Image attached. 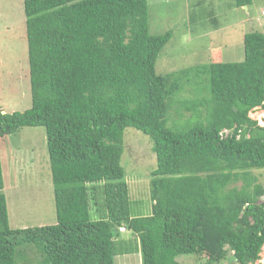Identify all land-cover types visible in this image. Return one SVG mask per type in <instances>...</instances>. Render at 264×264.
Masks as SVG:
<instances>
[{
    "label": "trees",
    "instance_id": "obj_1",
    "mask_svg": "<svg viewBox=\"0 0 264 264\" xmlns=\"http://www.w3.org/2000/svg\"><path fill=\"white\" fill-rule=\"evenodd\" d=\"M24 11L32 103L0 106V140L45 127L57 221L11 227L0 150V264H19L24 244L40 253L38 264L260 259L264 185L253 171L264 169V125L250 112L264 109V34L245 33L242 61L196 67L209 76V117L175 129L168 115L182 76L156 70L172 31L150 33L148 0H24ZM127 127L153 142L149 214H132L121 163Z\"/></svg>",
    "mask_w": 264,
    "mask_h": 264
},
{
    "label": "rangeland",
    "instance_id": "obj_2",
    "mask_svg": "<svg viewBox=\"0 0 264 264\" xmlns=\"http://www.w3.org/2000/svg\"><path fill=\"white\" fill-rule=\"evenodd\" d=\"M148 4L150 33L172 31L159 54L156 70L182 76L181 89L171 99L168 125L184 129L196 122L198 115L205 121L212 105L209 76L196 67L213 61H242L245 33L264 34V0H252L242 7L234 0H148ZM26 19L24 0H0V106L5 112L24 111L32 103ZM195 104L199 109L194 115L186 107ZM250 116L264 125L263 108L253 109ZM152 146L149 135L134 127L125 129L121 163L130 187L133 215L149 214L152 209L151 172L156 167ZM0 150L11 227L55 223L45 127H21L1 138ZM253 172L264 185V169ZM17 250L19 264H38L41 259L32 244L21 245ZM260 256L249 264H264V247ZM177 260L180 264H207L206 257L195 254L180 255ZM115 264H141V259L137 254L120 255Z\"/></svg>",
    "mask_w": 264,
    "mask_h": 264
},
{
    "label": "water",
    "instance_id": "obj_3",
    "mask_svg": "<svg viewBox=\"0 0 264 264\" xmlns=\"http://www.w3.org/2000/svg\"><path fill=\"white\" fill-rule=\"evenodd\" d=\"M235 259H236V255H231L228 257L227 259V263L226 264H235Z\"/></svg>",
    "mask_w": 264,
    "mask_h": 264
},
{
    "label": "built area",
    "instance_id": "obj_4",
    "mask_svg": "<svg viewBox=\"0 0 264 264\" xmlns=\"http://www.w3.org/2000/svg\"><path fill=\"white\" fill-rule=\"evenodd\" d=\"M263 14H264V10H263ZM122 229H124V228H122Z\"/></svg>",
    "mask_w": 264,
    "mask_h": 264
},
{
    "label": "clouds",
    "instance_id": "obj_5",
    "mask_svg": "<svg viewBox=\"0 0 264 264\" xmlns=\"http://www.w3.org/2000/svg\"><path fill=\"white\" fill-rule=\"evenodd\" d=\"M264 247V246H263Z\"/></svg>",
    "mask_w": 264,
    "mask_h": 264
}]
</instances>
